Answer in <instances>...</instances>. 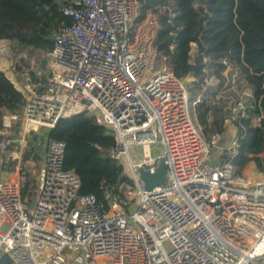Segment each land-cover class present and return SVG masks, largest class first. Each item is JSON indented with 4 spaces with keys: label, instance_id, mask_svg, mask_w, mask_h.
I'll return each mask as SVG.
<instances>
[{
    "label": "built area",
    "instance_id": "obj_1",
    "mask_svg": "<svg viewBox=\"0 0 264 264\" xmlns=\"http://www.w3.org/2000/svg\"><path fill=\"white\" fill-rule=\"evenodd\" d=\"M141 7V0H66L62 12L70 22L51 35L50 49L32 57L31 47L18 50L0 39V70L24 98L16 111H4L0 126L6 168H0V258L12 264H264V171L251 160L249 172L246 166L238 172L232 162L244 136L240 120L251 115L255 127L263 117L255 111L259 98L224 61L223 79L214 86L230 91L222 105L225 129L205 134L192 107L203 102L209 76L190 102L186 76L178 77L155 45L158 13L142 15ZM82 112L114 137L109 146L96 145L100 156L123 167V179L106 188V206L80 193L79 176L64 167L61 140H47L36 189L21 166L31 133ZM227 126L233 132L225 142ZM207 137L218 148L213 164ZM157 141L164 154L152 157L149 145ZM130 145L142 147L141 161L130 159ZM161 157L166 183L146 189L139 170L153 173ZM257 157L264 166V152ZM136 197L139 206L128 215L124 207Z\"/></svg>",
    "mask_w": 264,
    "mask_h": 264
},
{
    "label": "trees",
    "instance_id": "obj_2",
    "mask_svg": "<svg viewBox=\"0 0 264 264\" xmlns=\"http://www.w3.org/2000/svg\"><path fill=\"white\" fill-rule=\"evenodd\" d=\"M65 2L0 0V39H9L18 50L31 47V57L50 49L53 46L51 35L70 22L62 12ZM141 2L142 15L147 10L158 13L160 28L155 45L167 56L168 64L178 77L192 78L190 92L194 94L202 88L209 75L206 70L222 80L221 72L226 64L245 76L259 98V108L255 111H260L263 117L255 127L251 115L240 120L244 136L239 154L232 162L238 172L251 160L264 171L262 160L257 157L264 152V0H199L197 4L194 0ZM192 42L199 48L193 63L189 55ZM206 94L203 102L195 106V113L208 135L211 131L225 129L222 123L226 111L222 106L208 105ZM23 102L22 93L0 70V126L4 111H16ZM44 138V144L49 138L65 142L64 167L73 169L79 176L80 193L93 194L106 206V188H114L123 179V167L112 159L101 157L96 145L109 146L114 143V137L93 117L82 112L60 118ZM39 146L34 138L29 141L22 160L36 157ZM124 181L129 183L127 178ZM0 264H12V261L5 255L0 258Z\"/></svg>",
    "mask_w": 264,
    "mask_h": 264
},
{
    "label": "rangeland",
    "instance_id": "obj_3",
    "mask_svg": "<svg viewBox=\"0 0 264 264\" xmlns=\"http://www.w3.org/2000/svg\"><path fill=\"white\" fill-rule=\"evenodd\" d=\"M163 13L162 11H159V14ZM199 53V48L197 46V44L195 45H191L190 50H189V55H190V62L193 63V61L195 60L196 55ZM10 56L13 58V55L10 53ZM206 61H208V58H205ZM4 61L0 60V64H3ZM48 63L49 65L52 64V60L51 58L48 59ZM6 65V64H5ZM158 65L160 67H162L164 65L163 62H159ZM44 69V68H43ZM50 69V67L48 68ZM47 68H45L44 70H48ZM225 72V71H224ZM209 73V78L208 80L210 82L208 83H212L210 84V87L208 85V88L206 89L205 93H207L205 95V98L207 97V101L208 103H211L212 105H217V106H222L224 104L225 101V97L228 96V92H222V91H218L215 90V84L216 82L219 81V78H217L214 74H212L210 71ZM186 79V86H188V89L190 87V83L192 81V78H189L188 76L185 77ZM201 90V89H200ZM199 90V91H200ZM218 91V92H217ZM198 91H196V93L193 94V92H190V94H193L192 97H190V102L196 98V94ZM222 98V99H221ZM195 110V107H192V111ZM47 131L44 129H38L35 133H31V136L29 137V141L35 140L36 143H40V146L38 148V155L35 157H29V160H25V161H21V166L25 171V175L28 181V185L32 186L34 189L37 188V182H38V172L39 169L41 168L43 162H44V149L46 144H44V136L45 133ZM205 133V132H204ZM206 134V133H205ZM228 137L226 135L225 137V142L228 140ZM207 142L209 144V155H208V162L210 164L214 163V160L216 159V157L218 156V148L210 143V137H207ZM164 144H162L161 142L157 141L154 142L152 144L149 145V153L152 157H159L162 156L164 154ZM128 151V155L130 157V159L134 162H138L141 161L143 158V149L140 145H130L127 148ZM125 162H126V170L129 172V167H128V160L127 157H125ZM0 168L6 169L2 166H0ZM15 170V169H14ZM15 172V171H14ZM15 174V173H13ZM9 176V175H8ZM132 189L133 188H137L136 184L132 185ZM125 197L127 199V194H125ZM36 201V194L33 193L32 195V205L35 204ZM140 203V199L139 197H136L132 202H130L128 204V206L124 207V210L126 211V213L128 215L132 214L134 211H136V209L138 208Z\"/></svg>",
    "mask_w": 264,
    "mask_h": 264
},
{
    "label": "water",
    "instance_id": "obj_4",
    "mask_svg": "<svg viewBox=\"0 0 264 264\" xmlns=\"http://www.w3.org/2000/svg\"><path fill=\"white\" fill-rule=\"evenodd\" d=\"M198 2L199 0H194L195 4H197ZM44 63L45 60L42 61V65H44ZM139 172L146 189H151L155 186L164 185L166 183V167L164 157L160 158L153 173H149L143 168L140 169Z\"/></svg>",
    "mask_w": 264,
    "mask_h": 264
},
{
    "label": "crops",
    "instance_id": "obj_5",
    "mask_svg": "<svg viewBox=\"0 0 264 264\" xmlns=\"http://www.w3.org/2000/svg\"><path fill=\"white\" fill-rule=\"evenodd\" d=\"M226 92H228V91H226ZM228 93H230V91H229ZM225 131H226L225 134H226L227 136H229V135L233 132V128L227 126ZM251 164H252V162L249 161L248 164L246 165V168H245V171H246V172H249L250 167H251Z\"/></svg>",
    "mask_w": 264,
    "mask_h": 264
},
{
    "label": "bare ground",
    "instance_id": "obj_6",
    "mask_svg": "<svg viewBox=\"0 0 264 264\" xmlns=\"http://www.w3.org/2000/svg\"><path fill=\"white\" fill-rule=\"evenodd\" d=\"M0 51H4V49L2 48V49H0ZM222 99V98H221Z\"/></svg>",
    "mask_w": 264,
    "mask_h": 264
}]
</instances>
